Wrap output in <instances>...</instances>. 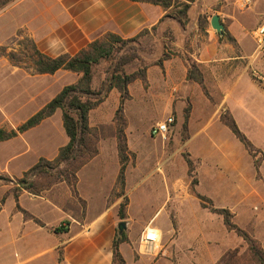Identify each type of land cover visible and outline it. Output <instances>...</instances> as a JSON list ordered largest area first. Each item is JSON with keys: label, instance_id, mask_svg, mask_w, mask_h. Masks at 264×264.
<instances>
[{"label": "crops", "instance_id": "0c3cea01", "mask_svg": "<svg viewBox=\"0 0 264 264\" xmlns=\"http://www.w3.org/2000/svg\"><path fill=\"white\" fill-rule=\"evenodd\" d=\"M217 2L196 0L189 3L188 22L185 23L172 14L174 6L164 8L147 0H13L0 11V47H6L7 52L17 51L20 44L19 48L9 47L8 41L14 36H23L33 40L49 57L76 56L109 34L129 40L143 31L150 34L157 31L162 33L161 52L164 54L167 52L164 30L178 32L179 29L183 42L171 43L180 51L161 59V65L148 69L146 79L150 87L144 89V96L154 97L155 106L163 109L166 115L175 113L180 128H184L185 113L190 108L187 142L189 145L198 143L190 147L192 156L198 168L203 165L206 168L203 176L211 183L213 191L225 192L230 185L241 193L234 197L237 200L232 207L219 206L231 208L237 216L235 209L248 199L245 194L253 187L257 171L252 175L245 170L240 154L229 146L231 139L223 138L229 128L222 123L221 116L229 111L235 119L238 111L246 106L243 105L245 93H259L246 89L241 82L243 74L255 63V53L259 55L252 38L255 27L247 26L243 16L235 12L214 11L212 8ZM215 15L220 16L225 26L224 35L228 32L235 44L212 29L211 19ZM206 16L209 22L203 32L200 21ZM190 61L203 73L206 92L201 85L188 80ZM61 71L54 75H35L14 66L6 56H0V129L16 130L54 99L53 91L58 95L63 90L58 83H53ZM259 96L264 98L260 93ZM120 97L117 89L109 93L94 110L98 112L97 123H93L90 114L92 128L109 126L116 133L114 112L107 114L106 109L111 100H116L118 105ZM196 110H199V117H196ZM258 116L247 115L257 122L256 126L250 125L252 128H260L259 121L264 117ZM240 129L246 132V128ZM127 135L131 152L129 132ZM68 143L61 110L18 137L0 142V175L12 180V186L0 185V205L5 199L0 210V264H114L113 244L124 198L113 197V193L115 196L120 193L117 182L121 162L116 136L112 140L101 138L98 156L78 172L77 195L65 182L35 194L18 183L41 159L55 160L60 149ZM13 163L19 166L18 175H15ZM129 169L128 165L124 194L129 200L126 222L131 225ZM197 175L200 184L201 175ZM79 199L86 202L85 210ZM158 214L146 221L145 227ZM57 228L61 231L56 232ZM128 238L132 243L131 235L128 234ZM128 245L120 246L126 264H144V258L136 261L134 255L124 253L123 246L127 249Z\"/></svg>", "mask_w": 264, "mask_h": 264}, {"label": "rangeland", "instance_id": "374dc122", "mask_svg": "<svg viewBox=\"0 0 264 264\" xmlns=\"http://www.w3.org/2000/svg\"><path fill=\"white\" fill-rule=\"evenodd\" d=\"M12 1L7 0V4L2 6L4 0H0V11L8 7ZM185 4L186 2L179 0L174 5L172 14L176 15L179 21L187 23L188 10H185ZM212 9L214 11H224L225 13L235 12L237 15L243 16L242 18H244L247 26L255 27L254 30L264 21V0H218ZM206 18L208 17L206 16ZM206 21L205 23H208ZM165 30L164 34L167 38L165 48H167V52L164 54L161 52L162 42L160 37L162 33L157 31L153 34L144 33L133 38L134 42H126L115 46L116 50L112 58L102 61L94 67L93 88L99 94V97H104L105 100L108 98L111 91H107V82L115 69L119 67L120 62L130 60L123 67L128 75L144 76V74H147L148 69L156 66L161 59H166L173 52L180 51L171 43L183 42L179 29L178 32L176 29L175 32L171 29L170 32ZM19 37L14 36L11 38L8 41L9 47L15 45L19 48V44L24 41L23 36ZM189 63L190 65L194 64L191 61ZM254 71L264 74V57H257L256 53L255 63L243 74L241 82L246 89L258 91L261 95H264V84L254 77ZM80 77L79 74L62 70L59 76L55 77L53 83H58L59 88H65L76 84ZM149 87L147 79L144 81L136 80L129 86L130 97L124 103L125 133L128 138L127 132H129L133 147L128 164L130 169L127 172L131 201L129 212L132 221L131 225L128 223L127 234L131 235L133 242H129L127 249L126 246H123V251L126 255H134L136 261L141 257L144 258V264H217L228 251L238 247H243L242 250H244L246 246L241 238L228 231L222 216L201 207L199 200L195 195H192V186L195 185L197 193L212 199L214 201L213 206L218 209L222 206L232 207L237 200L234 197H239L241 193L234 191L230 185L225 188V192L213 191L211 183L203 176L206 168H204V165L203 168H198L197 162L192 156L193 150L191 148L197 146L198 143L188 144L187 137L190 130L180 128L177 125L175 113L172 112L166 115L163 109L155 106L154 97L144 96V89L148 90ZM210 92L213 95L215 94L213 89ZM259 93H245L243 105L246 106L238 111L235 121L239 128H246V132L242 131L245 135L248 134L246 136L255 147V157L261 163V172L257 173L256 181L253 182L250 192L245 194L248 197L245 204L235 209L237 216L231 208L229 210L234 215L232 221L241 229L252 234L264 248V225H262L264 221V119L259 121L260 128L257 129L250 126L252 124L256 126L257 122L251 121L247 117L249 113L257 117H259L258 114H261L264 117V98L259 96ZM53 95L55 98L57 92L53 91ZM211 95L209 99L212 101ZM120 104L121 99L118 105L116 100H111V103L107 105V114L114 112V122ZM90 114L93 123H97L98 112L93 110ZM223 114L231 115L229 111ZM169 115L175 118L176 123L167 138H153L151 134L153 125L163 121ZM199 115V110H196V117H199ZM94 129L98 131L101 138L106 140H112L116 135L115 130L109 126ZM254 129H257V131ZM226 130L223 138L225 140L231 139L232 142L229 146L235 153L240 154L245 170L253 175L256 170L254 169L255 165L253 167L255 159L248 153L253 158L252 162L241 143L232 135L229 129L226 128ZM186 155H189L195 165L193 177L188 174ZM65 167V165L61 166V168ZM13 170L15 175L19 174V166L16 163H13ZM56 170H50V172L55 175ZM197 173L201 175L200 184ZM33 180L39 183V188L42 186L46 188L53 179L37 178ZM0 185L12 186V183L4 181L2 175H0ZM117 196L113 193V197L116 198ZM123 200L124 198L122 202H124ZM163 204L165 205L162 210ZM157 213H159L157 217L148 225L152 224L159 230L160 250L149 255L141 254L140 238L142 231L148 227V225L145 227L146 221ZM254 215H257V217ZM136 264L143 263L137 262Z\"/></svg>", "mask_w": 264, "mask_h": 264}, {"label": "trees", "instance_id": "16d2710c", "mask_svg": "<svg viewBox=\"0 0 264 264\" xmlns=\"http://www.w3.org/2000/svg\"><path fill=\"white\" fill-rule=\"evenodd\" d=\"M178 1L179 0H147L149 3L160 5L164 8H170ZM195 1L196 0H186L187 3L185 4V10H188L190 4ZM6 4L7 0H4L2 6H5ZM205 21L209 22L208 18L205 17L200 21V27L203 30L208 25ZM144 33L150 32L143 31L140 35ZM224 36L230 43L235 44V40L228 32H226ZM134 41V39L125 40L115 34H109L103 39L94 41L87 49L82 50L76 56L62 55L56 58L43 54L38 49L35 42L29 38H24V41L20 44V49L17 51L7 52L8 49L6 47H0V56H6L14 66L24 68L31 74L54 75L61 70H65L81 75L76 84L63 88V90L42 110L16 130L5 131L0 129V142L7 141L37 127L43 121L52 117L56 111L61 110L63 112V124L69 138V143L60 149L58 157L55 160L48 161L46 159H41L37 165L24 175L23 179L18 180V183H20L27 191L35 194L51 187L52 185L65 182L72 188L74 194L77 195V174L85 165L98 156L99 143L101 141V135H98V131L90 125V113L105 101V98L99 97V94H97L93 88L94 67L99 65L102 61L110 60L116 50L115 46ZM129 62L130 60L128 59L124 62H120L119 67L115 69L111 78L108 79L107 82L108 92L117 89L121 95V104L117 110L115 119L117 125L115 136L117 138L118 154L121 162L117 182L120 190L118 196L124 197V202L121 203L118 213L121 222H124L127 219V209L129 205V200L124 194L126 170L130 162V151L123 118L124 103L130 97L129 86L138 79L142 81L146 80V74H144V76L127 74L123 67ZM157 64L161 65L162 60ZM188 80L198 83L206 92L204 75L196 64L190 65ZM189 114L190 108H188L185 113L184 129H188L187 123L189 120ZM221 121L230 129L234 136L240 141V143H242L246 151L255 159V169L259 174L261 163L255 157L256 152L252 142L238 127L235 119L231 115L222 114ZM186 162L188 165V174L190 177H193L195 173V165L192 159L189 158V155H186ZM62 165H65L66 167L61 168ZM55 169H57V173L54 175L50 170L53 171ZM2 178L4 181L12 182L9 178L3 176ZM37 178L53 180L48 187L45 188V186H42L39 188V183L33 180ZM27 180L31 181L27 182ZM192 195H195L197 200H199L203 209H209L212 213L222 216L224 225L228 231L235 233L243 240L246 246L244 250H242L243 247H238L234 250L228 251L217 264H264V248L262 244L252 234L241 229L232 221L234 215L229 209L215 208L212 199L196 192L195 185L192 186ZM4 201L5 199L1 202L0 210ZM79 202L85 210L86 202L81 199H79ZM26 215L27 217H31L27 213ZM55 231L60 232L61 228H57ZM123 243H129L127 231H125L122 236L117 234L114 241V264H126L124 257L120 252V246Z\"/></svg>", "mask_w": 264, "mask_h": 264}, {"label": "built area", "instance_id": "2783aa9c", "mask_svg": "<svg viewBox=\"0 0 264 264\" xmlns=\"http://www.w3.org/2000/svg\"><path fill=\"white\" fill-rule=\"evenodd\" d=\"M253 39L256 43L257 54L264 57V21L261 22L254 30ZM254 76L264 84V74L255 71ZM174 124L175 118L173 116H169L163 122L157 123L151 129L153 138L166 139L167 135L174 127ZM140 248L141 254L148 255L160 250L159 230L152 226V224L148 225V227L143 231L140 238Z\"/></svg>", "mask_w": 264, "mask_h": 264}, {"label": "water", "instance_id": "95a60500", "mask_svg": "<svg viewBox=\"0 0 264 264\" xmlns=\"http://www.w3.org/2000/svg\"><path fill=\"white\" fill-rule=\"evenodd\" d=\"M211 27L216 33H218L220 35H224L225 26H224V24H222L220 16L215 15V16L212 17V19H211ZM127 227H128V222H126V221L120 222L118 224V232H119L118 234H119V236H122V234L125 231H127Z\"/></svg>", "mask_w": 264, "mask_h": 264}]
</instances>
